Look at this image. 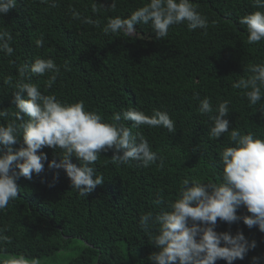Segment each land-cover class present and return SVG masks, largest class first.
I'll use <instances>...</instances> for the list:
<instances>
[{
    "label": "trees",
    "instance_id": "trees-1",
    "mask_svg": "<svg viewBox=\"0 0 264 264\" xmlns=\"http://www.w3.org/2000/svg\"><path fill=\"white\" fill-rule=\"evenodd\" d=\"M147 2L116 0L111 10L112 0H55V7L42 0H16L14 9L0 14V31L11 35L14 49L11 55L0 52V110L9 112L0 123L15 119L13 93L23 80L62 103L83 101L86 111L96 112L106 123L115 113L134 108L149 116L154 110L167 112L176 128L170 133L163 127L137 128L132 121H122L133 134L147 139L163 167L160 159L148 167L136 161L113 164L114 150L101 151L95 168L104 183L86 197L72 189L64 170L48 167L53 159L59 162L60 149L38 150L48 157L44 170L31 179L18 178V197L0 211V235L8 237L0 240V264L21 256L29 264L38 258L51 260L71 250L76 254L61 264H152L148 257L158 249L141 229V215L166 210L167 202L178 198L185 178L222 182L218 154L232 146L233 128L264 139V99L251 105L246 90L232 87L251 75L245 71L248 66L264 64V41L248 44L246 28L239 24L241 16L259 10L252 0H191L207 17L206 33L189 31L186 23L172 25L162 40L154 38L150 25H137L134 38L103 33L110 17L126 18ZM36 59H52L59 73L37 76L29 70L22 78L18 69ZM52 75L56 81L48 88ZM9 77L11 84L5 83ZM197 96L210 98L214 108L229 102V133L209 138L212 122L198 113ZM21 146L26 147L22 141L13 147ZM0 151L6 153L7 148L0 145ZM72 162L79 166L75 157ZM237 215L250 213L241 207ZM216 231H243L249 241L257 242L234 264H252L253 257L264 264V233L258 227L249 229L242 220L229 225L218 218Z\"/></svg>",
    "mask_w": 264,
    "mask_h": 264
},
{
    "label": "clouds",
    "instance_id": "clouds-1",
    "mask_svg": "<svg viewBox=\"0 0 264 264\" xmlns=\"http://www.w3.org/2000/svg\"><path fill=\"white\" fill-rule=\"evenodd\" d=\"M51 2L55 7V0ZM253 11L239 18V24L247 31V43L258 44L264 41V0H252ZM16 7V0H0V14H7ZM116 0H112L111 10H115ZM95 11V5L93 6ZM79 18L78 13H74ZM85 23H94L85 19ZM186 23L189 31L208 28L207 17L203 16L191 0H148L143 6L132 11L126 18L110 17L103 28L105 35L135 37L137 25H150L156 40L167 37L169 28ZM11 35L0 31V52L11 55ZM37 45L43 41L38 40ZM67 70V65H65ZM43 76L46 73H59L60 69L52 59H36L34 63L18 69L23 78L25 73ZM245 71L251 75L232 84L235 89H244L251 105H256L264 96V64L248 66ZM56 81L52 75L47 81L51 88ZM5 83L11 84V78ZM13 103L17 111L15 119L0 123V145L7 152L0 151V211L7 208L11 200L18 197L17 179H31L32 174H40L48 161L44 147L60 149L59 162L53 159L50 169L64 170L70 179L72 189L86 197L98 185L104 183L103 175H97L95 164L101 151L114 150L113 164L139 162L148 167L162 158L151 150L145 137L133 134L122 121H132V127L147 125L163 127L175 133V122L167 112L154 110L149 116L134 108L115 113L112 122L106 123L96 112L86 111L83 101L67 104L55 95H45L35 84L18 81L15 84ZM26 93V98L22 94ZM199 101L198 113L208 115L212 122L208 131L210 139H219L229 133V102H219L214 108L210 98ZM9 112L0 110V118H7ZM27 117V119H25ZM22 137V138H21ZM232 146L219 152L222 165V182H202L195 177L185 178L181 183L178 198L167 202L166 210L159 214L151 211L140 217V227L148 233L149 242L158 251L151 253L148 260L152 264H216L218 260L234 264L244 260L249 251L257 247L255 240L249 241L243 231L234 235L231 232H217V220L229 225L240 220L249 228L258 227L264 233V139L252 133L241 134L233 128L229 136ZM23 142L18 150L13 146ZM122 153V155L120 154ZM75 157L79 166L72 162ZM18 169V171H17ZM58 178V172H57ZM161 203V201H156ZM245 207L250 215L239 216L237 210ZM155 234H152V233ZM0 235V240H7ZM9 264H29L23 256ZM31 264H39L33 260ZM252 264H261L260 257H253Z\"/></svg>",
    "mask_w": 264,
    "mask_h": 264
},
{
    "label": "rangeland",
    "instance_id": "rangeland-1",
    "mask_svg": "<svg viewBox=\"0 0 264 264\" xmlns=\"http://www.w3.org/2000/svg\"><path fill=\"white\" fill-rule=\"evenodd\" d=\"M72 245H75L79 247L81 245L80 243H75L73 242ZM76 252H73L72 250L69 252H66L65 254L59 253L58 255L54 256L51 260L53 262H56V264H61L63 262H66L70 257L74 256ZM49 258H38L36 261L39 262V264H52L53 262ZM31 264V262H30Z\"/></svg>",
    "mask_w": 264,
    "mask_h": 264
}]
</instances>
